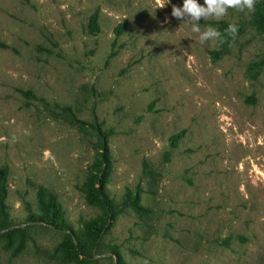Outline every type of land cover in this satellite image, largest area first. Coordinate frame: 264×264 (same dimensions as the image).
I'll list each match as a JSON object with an SVG mask.
<instances>
[{
    "label": "rangeland",
    "instance_id": "1",
    "mask_svg": "<svg viewBox=\"0 0 264 264\" xmlns=\"http://www.w3.org/2000/svg\"><path fill=\"white\" fill-rule=\"evenodd\" d=\"M260 1L250 18L229 9L220 21H198L238 26L222 49L171 16L183 0L162 9L156 0H0V167L9 170L12 220L0 233V264H264ZM21 90L71 107L82 124ZM96 128L109 195L116 203L129 196L134 207H120L89 258L62 263L61 235L28 228L27 212H37L42 186L76 231L99 213L80 190L105 153ZM20 231L24 244L6 246V234Z\"/></svg>",
    "mask_w": 264,
    "mask_h": 264
},
{
    "label": "trees",
    "instance_id": "2",
    "mask_svg": "<svg viewBox=\"0 0 264 264\" xmlns=\"http://www.w3.org/2000/svg\"><path fill=\"white\" fill-rule=\"evenodd\" d=\"M261 14L264 16V0H261ZM228 27L226 23H220L218 30L224 33ZM87 31L89 34L95 35L100 31L99 13L94 11L88 18ZM123 33V25H119L115 29L116 36ZM226 42L221 44L222 49L227 48L235 42L231 37H225ZM7 48L5 45H1ZM39 50H43L40 47ZM116 52L112 51L106 62L115 56ZM19 93L28 100H35L42 103V105L50 111V113L61 118L65 122L72 125H80L82 121L77 118L75 111L71 107H61L59 105H49L44 99L36 97L31 91H19ZM98 141L102 144V150L105 153L101 154V159L96 161L88 171L83 185L80 187L81 192L86 196V200L90 205L99 208V213L92 219L84 223L83 231H76L69 224L65 217V212L57 199V196L43 188L37 186L35 189V199L37 203V212L34 213L30 209L27 212L26 222L29 224L28 228L34 226L44 228L49 227L61 235V242L59 244L60 261L62 263H69L75 258L83 257L89 258L97 249L98 242L103 234L108 230L115 219L120 207L131 206L134 207L133 201L129 196H126L120 203H116L109 195L107 189V178L104 176V166L108 164L107 146L105 138L101 136L103 133L100 128L95 130ZM182 132L174 135L171 139V146L175 147ZM147 163L143 162L144 173H147ZM8 179L9 170L7 167H0V233L7 230L12 223L8 206L6 203L8 196ZM27 231H20L15 234H6L5 244L12 247L13 244L20 245L28 239ZM120 262V261H119ZM121 264H124L121 262Z\"/></svg>",
    "mask_w": 264,
    "mask_h": 264
},
{
    "label": "clouds",
    "instance_id": "3",
    "mask_svg": "<svg viewBox=\"0 0 264 264\" xmlns=\"http://www.w3.org/2000/svg\"><path fill=\"white\" fill-rule=\"evenodd\" d=\"M257 2L258 0H203L202 6L197 0H183L181 7L172 6L171 16L185 20V23L190 25L191 32L198 35L201 44L208 41L223 44L226 42V36L235 39L238 32V26L235 23L229 24L224 33H221L212 26L202 28L198 21L202 18L220 21L228 14L229 9L244 13L247 18H250V14L256 10ZM168 3L169 0H156V9H162ZM4 139L6 138H0V140Z\"/></svg>",
    "mask_w": 264,
    "mask_h": 264
}]
</instances>
